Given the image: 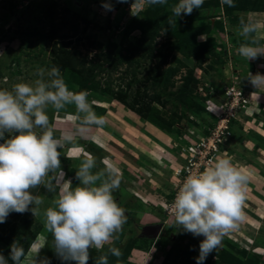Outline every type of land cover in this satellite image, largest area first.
I'll use <instances>...</instances> for the list:
<instances>
[{
    "label": "rangeland",
    "instance_id": "1",
    "mask_svg": "<svg viewBox=\"0 0 264 264\" xmlns=\"http://www.w3.org/2000/svg\"><path fill=\"white\" fill-rule=\"evenodd\" d=\"M234 2L229 7L205 0L176 18L171 8L177 0H0V89L31 84L39 78L37 69L55 66L70 90L88 91L94 111L107 121L76 132L59 149L63 173L49 174L31 190L42 201L35 215L12 212L0 224V253L7 258L17 241L25 260L75 264L55 253L44 211L54 206L58 189L50 193L43 183L71 181L75 187V172L90 155L97 161L94 172L106 164L118 168L121 182L113 197L126 222L102 249L89 250L87 264L101 255L109 264H196L204 237L177 228L170 205L182 185L179 172L194 153L188 146L210 135L219 109L227 106L221 142L206 158L194 154V173L223 157L244 169L249 181L242 221L205 264H264V87L256 89L247 78L249 72L264 75V56L247 62L235 51L246 42L237 34L241 17L264 22V0ZM256 35L264 43V23ZM88 67L93 74L87 75ZM47 114L56 137L79 126L74 105L59 112L49 106ZM158 225L156 236L146 234L144 228ZM112 247L119 257L111 255Z\"/></svg>",
    "mask_w": 264,
    "mask_h": 264
},
{
    "label": "clouds",
    "instance_id": "2",
    "mask_svg": "<svg viewBox=\"0 0 264 264\" xmlns=\"http://www.w3.org/2000/svg\"><path fill=\"white\" fill-rule=\"evenodd\" d=\"M204 2L177 0L171 11L176 18L187 16L194 9H200ZM144 3L164 5L168 0H144ZM220 3L235 6L234 0H220ZM102 7L112 10L113 6L102 4ZM262 23L245 17L239 21L237 34L246 42L235 51L247 62L264 56V43L256 35ZM36 75L39 78L31 84L19 82L10 90L0 89V224L5 223L12 212L23 214L31 210L35 215L42 201L31 190L40 186L49 174L63 173L59 149L73 142L76 132L83 133L92 126L102 128L107 123L105 117L94 111L88 91L70 90L58 67L39 68ZM247 78L256 89L264 87V75L249 72ZM69 105L75 106L79 126L56 137L47 109L51 106L59 112ZM227 108L223 109V114ZM96 168V159L89 155L75 172L79 182L75 187L71 181L60 185L43 183L50 193L58 189L54 206L44 211V217L55 253L62 262L87 264L89 250L102 249L126 222L125 210L113 197L121 182L118 168L106 164L102 170L94 172ZM248 181L244 169L220 157L210 161L203 171L190 172L178 188L170 205L175 225L183 232L204 237L199 243L196 264H205L224 236L242 221ZM109 252L115 257L121 254L115 247L109 248ZM25 256V248L14 241L7 258L0 253V264H9V259L13 264H37L35 256L29 260H25ZM94 264H109L108 256H99Z\"/></svg>",
    "mask_w": 264,
    "mask_h": 264
},
{
    "label": "built area",
    "instance_id": "3",
    "mask_svg": "<svg viewBox=\"0 0 264 264\" xmlns=\"http://www.w3.org/2000/svg\"><path fill=\"white\" fill-rule=\"evenodd\" d=\"M231 94H234L233 91H231ZM241 93L239 91L235 92V97L237 100H241L242 102H245L244 99L241 98ZM228 109V108H227ZM223 109H221L219 111V121L214 125V128L212 129V131H210V135L205 138L200 140L197 143V146H188V151L190 152H194L193 155L192 153H190V157L188 158V166H186V168L181 171L179 173H183V177H182V182L184 181V179L186 178V176L191 172L194 173L195 171V158L198 157V155H194V154H199L200 156H203V158H206L208 155L213 154L214 151H216L217 149V144L221 142V138L223 137V130L222 127H220V122L224 119V118H228L227 113L225 112L224 114L222 113ZM230 114V113H229ZM224 124V127L226 128L227 122ZM205 152V153H204Z\"/></svg>",
    "mask_w": 264,
    "mask_h": 264
},
{
    "label": "trees",
    "instance_id": "4",
    "mask_svg": "<svg viewBox=\"0 0 264 264\" xmlns=\"http://www.w3.org/2000/svg\"><path fill=\"white\" fill-rule=\"evenodd\" d=\"M194 53V55L196 56V55H198V53L197 52H193ZM118 59H122V57H121V55H120V57H115L114 59H111V61H110V64L111 65H115L116 64V62H118ZM100 65L98 64L97 65V67H99ZM94 68H95V66H94ZM153 70H157V66L156 67H154L153 68ZM79 73H80V71H79ZM93 74L94 72H93V68L92 67H88L87 68V75H90V74ZM190 82V88H193L194 87V83H192V79H190L189 80ZM157 100H159L158 98H156ZM170 126V123H166V127L168 128Z\"/></svg>",
    "mask_w": 264,
    "mask_h": 264
},
{
    "label": "water",
    "instance_id": "5",
    "mask_svg": "<svg viewBox=\"0 0 264 264\" xmlns=\"http://www.w3.org/2000/svg\"><path fill=\"white\" fill-rule=\"evenodd\" d=\"M160 225L156 226V227H146L145 232L147 235H152V236H156L158 231H159Z\"/></svg>",
    "mask_w": 264,
    "mask_h": 264
},
{
    "label": "bare ground",
    "instance_id": "6",
    "mask_svg": "<svg viewBox=\"0 0 264 264\" xmlns=\"http://www.w3.org/2000/svg\"><path fill=\"white\" fill-rule=\"evenodd\" d=\"M250 229V228H249ZM249 232V231H248ZM250 233V232H249ZM251 238V237H250Z\"/></svg>",
    "mask_w": 264,
    "mask_h": 264
}]
</instances>
